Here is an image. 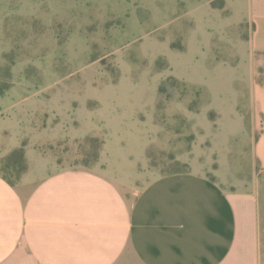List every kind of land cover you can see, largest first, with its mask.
Masks as SVG:
<instances>
[{
    "label": "rangeland",
    "instance_id": "1",
    "mask_svg": "<svg viewBox=\"0 0 264 264\" xmlns=\"http://www.w3.org/2000/svg\"><path fill=\"white\" fill-rule=\"evenodd\" d=\"M261 4L0 0V173L16 183L29 151L55 169L207 174L238 211L224 264H264Z\"/></svg>",
    "mask_w": 264,
    "mask_h": 264
},
{
    "label": "crops",
    "instance_id": "2",
    "mask_svg": "<svg viewBox=\"0 0 264 264\" xmlns=\"http://www.w3.org/2000/svg\"><path fill=\"white\" fill-rule=\"evenodd\" d=\"M27 156L16 183L0 173V264H224L234 253L237 208L207 174L146 179Z\"/></svg>",
    "mask_w": 264,
    "mask_h": 264
},
{
    "label": "trees",
    "instance_id": "3",
    "mask_svg": "<svg viewBox=\"0 0 264 264\" xmlns=\"http://www.w3.org/2000/svg\"><path fill=\"white\" fill-rule=\"evenodd\" d=\"M18 153L20 154V157L24 158V153H23V150L22 149L18 150Z\"/></svg>",
    "mask_w": 264,
    "mask_h": 264
}]
</instances>
